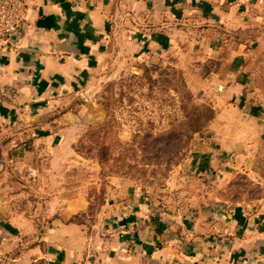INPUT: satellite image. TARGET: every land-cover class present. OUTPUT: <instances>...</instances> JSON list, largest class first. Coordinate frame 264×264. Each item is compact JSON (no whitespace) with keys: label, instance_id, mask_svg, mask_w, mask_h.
Segmentation results:
<instances>
[{"label":"crops","instance_id":"0c3cea01","mask_svg":"<svg viewBox=\"0 0 264 264\" xmlns=\"http://www.w3.org/2000/svg\"><path fill=\"white\" fill-rule=\"evenodd\" d=\"M23 2L20 30L0 38V155L9 163L0 173V264H264L263 84L257 103L241 94L250 83L236 86L237 103L200 138L207 141L192 159L196 177L178 181L173 197L108 199L97 232L71 220L83 212V198L65 194L66 179L56 172L71 166L70 106L117 59L188 36L209 44L212 32V40L228 39L224 53L229 44L264 49V0ZM37 30L50 53L17 50ZM242 51L232 65L244 60ZM42 153L47 161H39ZM236 166L258 176L259 197L228 192Z\"/></svg>","mask_w":264,"mask_h":264},{"label":"rangeland","instance_id":"374dc122","mask_svg":"<svg viewBox=\"0 0 264 264\" xmlns=\"http://www.w3.org/2000/svg\"><path fill=\"white\" fill-rule=\"evenodd\" d=\"M211 34L209 44L188 36L168 43L165 50L143 49L133 59L120 57L83 91V98L75 97L69 112L75 129L70 141L73 153L67 157L71 166L56 172L57 180L66 179L65 194L83 198V212L71 220H83L88 232L98 231L95 224L108 199L130 193L145 200L173 197L169 191L178 181L197 176L192 159L205 151L207 139L200 138L219 114L229 111L241 94L244 101L258 102V84L264 86V49L229 44L224 53L228 39L212 40L215 32ZM241 51L244 60L232 65L233 56ZM240 81L250 83L241 94L235 90ZM233 114L228 113L229 119ZM213 160L219 161L217 156ZM39 161H47L46 155H39ZM254 167L259 168L260 161ZM238 168L226 184L228 192L237 198L259 197L258 176L252 179ZM156 207L159 213L161 205Z\"/></svg>","mask_w":264,"mask_h":264},{"label":"built area","instance_id":"2783aa9c","mask_svg":"<svg viewBox=\"0 0 264 264\" xmlns=\"http://www.w3.org/2000/svg\"><path fill=\"white\" fill-rule=\"evenodd\" d=\"M26 19L23 0H0V38L7 40L18 32ZM9 163L0 155V173H7Z\"/></svg>","mask_w":264,"mask_h":264},{"label":"water","instance_id":"95a60500","mask_svg":"<svg viewBox=\"0 0 264 264\" xmlns=\"http://www.w3.org/2000/svg\"><path fill=\"white\" fill-rule=\"evenodd\" d=\"M17 50L23 53H31L37 55H48L50 52L44 48V44L41 41V33L37 30L31 34L24 35V44L19 45ZM100 84V83H99ZM97 84L94 88L89 90L84 94L85 97H88L98 86ZM83 98V93L81 94Z\"/></svg>","mask_w":264,"mask_h":264},{"label":"trees","instance_id":"16d2710c","mask_svg":"<svg viewBox=\"0 0 264 264\" xmlns=\"http://www.w3.org/2000/svg\"><path fill=\"white\" fill-rule=\"evenodd\" d=\"M153 213L158 214V207H156V208H155V206L153 207Z\"/></svg>","mask_w":264,"mask_h":264}]
</instances>
